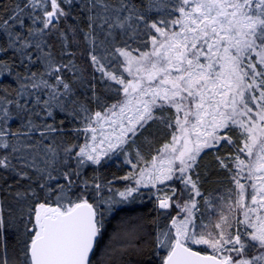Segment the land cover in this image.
<instances>
[{"label":"snow or ice","instance_id":"obj_1","mask_svg":"<svg viewBox=\"0 0 264 264\" xmlns=\"http://www.w3.org/2000/svg\"><path fill=\"white\" fill-rule=\"evenodd\" d=\"M71 2L25 0L23 5L15 4L6 18H0V30L8 36V45L0 46V54H7L12 48L20 54L21 63L40 61L45 66L44 73L22 75L15 72L14 65L0 59V76L15 74L20 82L15 98L0 95V149L10 150L0 156L2 168L14 167L9 159L11 154L34 148L21 137H28L32 130L39 129L31 117L40 113L21 101L34 98L33 107L42 106L45 118L51 117L55 109L70 111L73 115L88 112L60 75L61 69L68 66L58 64L51 51H46L49 45L45 37L50 36L59 20L68 15L62 4ZM96 4L102 5L104 13L111 7L104 0H92L93 8ZM36 9L41 15L35 14ZM154 9L178 15L171 20H150L148 13ZM111 11L115 13L114 22L110 23L111 17L102 16L101 27L108 24L109 28L121 29L127 35L138 34L143 25L146 30H154V33L149 32L152 50L134 57L126 48L115 49L125 58V70L133 79L126 81L107 73L111 80L123 86L126 100L119 105L113 104L106 114L97 111L94 118L93 115L84 116V131L93 134L92 141H96L98 131L93 125L102 128L103 123L109 121L119 123V135L115 136V142L108 141L109 149L128 143V134L136 136L149 121L159 120L165 127L173 128L172 121L155 113L162 112L166 106L175 109L171 140L163 145L158 156L152 157L146 178L154 184L179 179L191 186L189 193L195 196L202 194L190 173L204 149L232 145L237 153L247 157L242 159L237 154L230 158L235 168L232 180L238 193L234 204H225L224 197L218 198L221 201L219 218L214 224L218 233L213 236L211 232L205 235L203 231H197L194 214L197 205L190 195L182 208L186 214L184 218L179 222L172 219V228L157 234L158 247L167 249L163 264H264V0H147L146 7L144 0H140V4L118 0V6ZM124 12L127 15L121 16ZM26 13L32 17L31 26L25 24ZM37 24L40 26L35 27ZM176 25H179L178 29ZM17 28H23L25 32L17 31ZM29 49L36 53L35 59ZM91 60L99 64L96 55H92ZM100 70H104L102 64ZM45 76H53L54 83H49ZM41 89L48 90L47 99L41 100L38 94ZM117 107L118 112L115 111ZM126 111L132 115L127 116ZM25 113L24 127L28 131H11L9 122ZM114 116L119 119L111 120ZM43 127L48 132L57 131L50 124ZM234 128L240 129L242 146L236 145L228 135ZM44 134L40 133L41 136ZM13 137L15 140L11 139ZM105 140H108L107 136L99 143L103 144ZM64 151L66 156L71 154V148ZM46 155L50 157L45 160L46 167L36 169L42 177L38 187L45 193L43 199L31 189L16 193L21 199L31 195L36 200L20 217L22 230L17 240L21 245V264H92L97 237L104 226L103 213L98 218V206L90 203L84 192L76 199L72 198L73 180L69 173H63L67 186L49 183L54 179L49 166L55 163L57 154L49 147ZM77 156L79 165L86 161L100 164L96 147L88 144L79 149ZM225 159L229 158L217 157L219 166L232 172ZM128 163L132 162L129 160ZM25 166L34 167V162ZM17 174L23 179L30 178L27 172ZM71 175L79 176V172L74 171ZM140 176L137 185L145 179V170H141ZM240 178L252 181L249 185L252 191L247 197V189ZM84 186L87 187L86 181ZM94 187L100 189L99 184ZM137 190L129 188L119 195L127 199ZM172 194H176L175 189ZM170 200L171 196L159 199V207H171ZM237 208L243 210V219H237V224L245 226L243 233L239 228L233 232L229 223L228 213ZM9 227H16V224H10L0 209V232ZM199 227L203 229L207 225L200 224ZM199 244L207 245L214 254L201 255L189 246ZM250 252L259 254L250 256ZM0 264H9L6 248L4 255H0Z\"/></svg>","mask_w":264,"mask_h":264},{"label":"trees","instance_id":"obj_2","mask_svg":"<svg viewBox=\"0 0 264 264\" xmlns=\"http://www.w3.org/2000/svg\"><path fill=\"white\" fill-rule=\"evenodd\" d=\"M104 2L111 6L107 13L103 12L100 4H96L93 8L92 0H72L71 3H63L62 7L68 15L59 20L57 28L52 30L50 36L45 37L49 45L46 51H51L58 64L68 66L61 69L60 75L69 83L74 97L87 107L88 112L73 115L70 111L55 109L51 117L45 118L42 106L33 107L34 98L21 101L27 103L34 112L40 113L39 116L31 117L39 129L32 130L28 137H21V140H26L27 144L34 145V148L11 154L9 159L13 168L0 167V209L3 215L9 218L10 224H16V227H9L7 231L0 232V255H4L6 248L9 264H21L23 259L21 245L17 240L19 231L22 230L20 217L22 213H26L29 206L36 202L31 195L21 199L16 193H25L31 189L40 199H43L45 193L38 187L42 177L36 169L46 167L45 160L50 159L46 155L49 147L57 154L55 163L49 166L54 177L49 183L52 186L57 184L67 186L63 173H69L73 180L70 193L72 198L76 199L77 195L84 192L89 202L98 206V218L100 213H103L104 226L91 258L92 264H163L167 251L158 247L156 237L160 231L171 227V220L175 219L179 213L177 205L183 208L190 195L193 196L197 205V209H194L197 231H203L205 235L211 232L215 236L219 231L214 228V224L218 222L221 204L218 198L224 197L225 204H234L237 199L238 189L232 180L235 168L230 158L239 154L243 159V153H237L232 145L208 148L198 157L197 166L190 174L192 179L197 181L201 196L189 193L191 186H186L180 180L156 188H138L133 184L136 170L131 168V163L128 161L135 163L138 152L144 160L148 161L158 154V150L169 141L172 135L175 116L166 108L167 106L162 112L158 110L155 115H163L172 121L173 128L165 127L159 120L149 121L132 141L126 143L123 151H115L106 158L109 160L105 159L100 164L90 162H85L84 165L78 164L79 149L85 144L89 145L90 142L91 132L84 131L86 124L84 116L93 115L97 111L105 114L113 104L119 105L124 99L123 87L107 75L111 72L118 77H123L126 60L115 49L126 48L134 57L142 52H148L151 45L149 32L154 33V30L144 29L143 25L138 29V34L128 33L127 35L121 29L109 28L108 24L101 27L102 16L107 15L112 18L110 23L114 22L115 13L111 11V8L118 6V0H104ZM132 2L140 4V0H132ZM17 3L23 5L25 0H0V18H6L7 13ZM144 3L146 7L147 0H144ZM35 14L41 15L40 10L36 9ZM120 15L125 16L127 12ZM176 15L178 14L168 15L167 10L157 12L155 9L148 13L150 20L161 18L171 20ZM31 23L32 17L26 13L25 24L31 26ZM39 26V24L35 25V27ZM16 30L25 32L23 28ZM109 32L112 33L111 36L108 35ZM7 45L8 36L6 32L0 30V46ZM29 51L33 53L35 59L34 50L29 49ZM92 55L97 56L99 64L91 60ZM0 59L14 65L15 72L22 75L29 72H45V66L40 61L21 63L20 54L12 48H9L7 54H0ZM100 64L104 66L103 71L100 70ZM44 79L54 83L55 78L45 76ZM19 83L15 74L0 76V95L7 94L9 98H15ZM47 91V89L39 90L41 100L48 98ZM26 115V113L22 114L9 122L11 131H28L24 127L27 122L24 118ZM45 124L52 125L57 131H46L43 127ZM41 132L45 133L44 136L40 135ZM228 135L236 145L242 146L243 136L239 128H234ZM11 139L15 140L14 137ZM65 148H71L70 155L66 156ZM9 151L0 149V156L8 154ZM217 157L229 158L225 159V163H228L233 171L229 172L221 168ZM30 162H34V167L25 166ZM74 171H78L79 176L71 175ZM22 172H27L30 178H21L17 173ZM129 182L138 190L128 198L126 204L116 205L112 196L125 192ZM95 184L100 185L99 190L94 187ZM173 189L176 190L175 195L172 194ZM165 196H171L169 202L172 206L163 210L159 207V199ZM225 211L227 212L226 208ZM240 214L238 208L228 213L233 232L237 228L241 230V225L237 224V219H242ZM200 224L207 225V228H200ZM193 249L201 253L214 254L207 245H200Z\"/></svg>","mask_w":264,"mask_h":264},{"label":"rangeland","instance_id":"obj_3","mask_svg":"<svg viewBox=\"0 0 264 264\" xmlns=\"http://www.w3.org/2000/svg\"><path fill=\"white\" fill-rule=\"evenodd\" d=\"M177 14V13H176ZM175 28L176 29H178L179 28V25H176L175 26ZM152 50V48H151V45H150V50L148 51V52H150ZM125 64V68L123 69L124 71H123V78L127 81V80H131V79H133V76L132 75H130L125 69H126V67H127V64H126V62L124 63ZM133 71L135 72V65L133 66ZM122 86V85H121ZM123 87V86H122ZM124 93V92H123ZM146 99H147V97H146ZM125 100H126V97H125V94H124V99H123V101H122V103L123 102H125ZM121 103V104H122ZM250 106H252L253 108H254V111L256 110L255 109V105L254 104H252V105H250ZM166 108H168L169 110H171L172 111V113L174 114V116H175V109H172V108H169V107H166ZM116 112H118L119 111V107H118V109H116L115 110ZM106 114V113H105ZM126 115L127 116H131L132 115V113L131 112H127L126 111ZM119 119V117H111V120H118ZM125 123H126V120H125ZM93 127H97L98 128V131L96 132V141L95 142H93L92 141V139H91V136L93 135L92 133H90V139H89V146L90 147H96V149H97V154H99L100 155V162L101 161H105V159L106 158H108L112 153H115V151H123V149L125 148V146H126V144H121L120 145V147H118V148H115V149H109V147H108V141L109 140H111V141H113V142H115V136L116 135H119V123H116V124H113V123H111V121H109V122H107V123H103V125H102V128L101 127H99V126H97V125H93ZM115 129V132L113 131ZM104 136H107L108 137V140H105V142L103 143V144H100L99 143V141L101 140V139H103V137ZM128 136H129V139H128V142L129 141H132L133 139H134V136H132L130 133L128 134ZM170 140H171V137H170V139H169V141L168 142H166V143H169L170 142ZM162 149V148H161ZM208 149V148H207ZM207 149H204V151L205 150H207ZM105 151H107V154L105 155L104 154V152ZM203 151V152H204ZM202 153V152H201ZM159 155V150H158V154L156 155V156H158ZM243 159H247V157L243 154ZM107 160H109V159H106V161ZM152 160V157L148 160V161H146V160H144L143 158H142V156H137V161L135 162V163H131L130 164V166H131V168L132 169H134V170H136V173H135V175H134V177H133V184L136 186V187H138V188H151V187H153V188H156V187H159V186H163V185H165V184H170L171 182H173V181H175V180H179V179H176V178H173V180H170V181H165L164 183H153V182H150V181H148L147 180V170L149 169V168H151V164H150V161ZM86 162H90V163H92L91 161H86ZM93 164V163H92ZM128 164V163H127ZM133 164L134 165H136L135 167H133ZM145 170V179L142 181V183L140 184V185H137L136 184V181L137 180H139V179H141V176H140V173H141V170ZM246 175H247V173H245V177H246ZM131 181V180H130ZM132 182V181H131ZM240 182L242 183V184H245V187H246V189H247V192H246V197H247V195H248V193H250L252 190H251V188L249 187V185L252 183V181H250V180H248V179H246V178H241L240 179ZM129 188H134V187H132V183H128V189ZM137 189V188H136ZM133 194H134V192L130 195V196H128V198L129 197H131V196H133ZM112 200L115 202V204L116 205H122V204H126V201L128 200V198L127 199H124L123 197H121L120 195H119V193H117V195L115 194L114 196H112ZM237 198V197H236ZM170 203V202H169ZM246 203H249V201L246 199ZM179 208V213H178V216H176L175 217V219L179 222V220H181V219H183L184 218V216L186 215L185 213H184V211L182 210V207H178ZM160 209H163V210H166V209H169V208H160ZM240 210V216H241V218L243 219V215H242V211L243 210H241V209H239ZM170 228H172V225L170 224ZM244 225H241V227H240V231H241V233H243V231H244ZM172 231L174 232L175 230L174 229H172ZM241 239L242 240H244L245 239V237L242 235L241 236ZM204 246L203 244H199V245H189L190 247H192V248H194V247H197V246ZM164 249V248H163ZM164 250H166L167 251V249H164ZM259 253L258 252H250L249 253V255L251 256V255H258Z\"/></svg>","mask_w":264,"mask_h":264},{"label":"water","instance_id":"obj_4","mask_svg":"<svg viewBox=\"0 0 264 264\" xmlns=\"http://www.w3.org/2000/svg\"><path fill=\"white\" fill-rule=\"evenodd\" d=\"M99 238H100V235L97 237V242H98V240H99ZM96 245H97V243H96ZM96 245H95V247H94V251H95V249H96ZM194 251H197V250H195V249H193ZM200 254L201 255H211V254H206V253H201L200 252ZM93 256V255H92Z\"/></svg>","mask_w":264,"mask_h":264}]
</instances>
